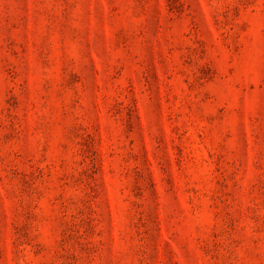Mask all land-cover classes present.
Returning <instances> with one entry per match:
<instances>
[{
  "label": "rangeland",
  "instance_id": "374dc122",
  "mask_svg": "<svg viewBox=\"0 0 264 264\" xmlns=\"http://www.w3.org/2000/svg\"><path fill=\"white\" fill-rule=\"evenodd\" d=\"M0 264H264V0H0Z\"/></svg>",
  "mask_w": 264,
  "mask_h": 264
}]
</instances>
